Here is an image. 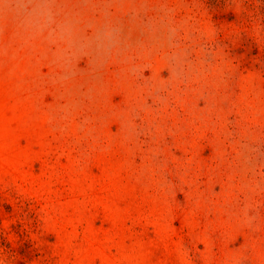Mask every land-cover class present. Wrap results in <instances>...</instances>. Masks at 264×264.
<instances>
[{
  "label": "rangeland",
  "instance_id": "1",
  "mask_svg": "<svg viewBox=\"0 0 264 264\" xmlns=\"http://www.w3.org/2000/svg\"><path fill=\"white\" fill-rule=\"evenodd\" d=\"M0 264H264V0H0Z\"/></svg>",
  "mask_w": 264,
  "mask_h": 264
}]
</instances>
